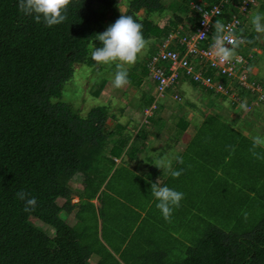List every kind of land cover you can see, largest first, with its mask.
<instances>
[{
	"label": "trees",
	"instance_id": "16d2710c",
	"mask_svg": "<svg viewBox=\"0 0 264 264\" xmlns=\"http://www.w3.org/2000/svg\"><path fill=\"white\" fill-rule=\"evenodd\" d=\"M191 1L194 0H128L122 13L134 16L143 24L145 39L154 40L147 57L138 61L143 78L148 77L147 61L157 52V43L180 28V24L185 23L182 26L185 32L196 29L199 16L191 8ZM258 1L259 9L264 11V0ZM242 2L230 0L228 6L237 10ZM116 3L117 0H71L67 20L49 28L21 13L18 0H0V264H264V160L248 153L252 139L237 126L240 114L236 112V109L242 111L239 105L246 100L253 104L251 112L259 120L264 119V80L259 78L258 71L254 73L259 53L252 49L262 47L263 42L254 32L249 34V29H245L247 41H251L247 42V54L251 52L252 56H246L249 62L243 69L249 74V84L223 77L226 90L203 87L213 97L210 105L225 104L228 100L230 104L227 109L209 107L214 109L213 113L202 110L203 119L192 137L189 135L182 153L186 165L202 158L211 166L210 176L217 195L213 203L218 216L214 221L205 219L203 233L189 243L180 229L172 230L173 234L168 233L166 238H157L152 235L154 228L146 232L148 225H140L132 235L136 219L129 215H126L129 228H124L123 235L120 233L118 237L117 231L106 234L118 214L114 212L115 196L108 191L109 177L118 173V168H113L118 157L115 151L125 148L128 154L142 151L150 132L141 136L143 129H139L134 137L142 141L134 144L132 134L122 136L123 122L107 127L109 118L116 117L108 104L96 105L87 115H82L72 104L64 102L63 90L79 66L95 64L90 52L102 46L96 35L103 33L107 19L114 23L122 14L116 10ZM256 6L252 2L250 9ZM165 11H171L172 15L163 26L149 18L154 12ZM105 79L92 91L94 96L106 89L109 80ZM143 80L136 82L142 84ZM176 92L180 95L179 90ZM162 97H157L155 89L153 93L147 90L141 102L150 107ZM162 107L160 104L154 111L159 108L156 112H160ZM227 112L231 116L226 117ZM154 114L145 119L150 126L164 119L162 116L155 119ZM180 119L185 122L169 127L178 133L177 137L185 134L188 124L184 116ZM114 134L117 137L111 138ZM107 143L114 154L106 150L110 153L103 155L106 167L93 168L96 155L105 150ZM229 145L234 147V152ZM228 157L232 168L227 162L221 163L228 161ZM120 165L125 179L136 177L131 168ZM219 168L223 173L218 177ZM75 182L76 187L72 186ZM20 190L37 199L35 211L24 212V202L16 197ZM75 194L79 199L73 202ZM58 198H64L65 202L60 204ZM75 208L76 221L71 224L63 214H71ZM243 212L248 213L247 220ZM173 213L176 216L182 213L181 205ZM83 221L85 225L81 224ZM47 227L53 234L47 232ZM130 233L141 244L134 247V238L131 245L118 244ZM171 237L181 239L180 244H173ZM105 238L108 242H104ZM179 247L186 253L177 259ZM95 255L98 261L93 258Z\"/></svg>",
	"mask_w": 264,
	"mask_h": 264
},
{
	"label": "rangeland",
	"instance_id": "374dc122",
	"mask_svg": "<svg viewBox=\"0 0 264 264\" xmlns=\"http://www.w3.org/2000/svg\"><path fill=\"white\" fill-rule=\"evenodd\" d=\"M127 2L128 0H117V3L115 4L116 10L120 12H124L127 9ZM237 3V2H236ZM254 3H257V6L254 10L249 9L248 12L245 15V25L246 29H249V34H252V32L255 33L253 25L251 24V18L252 15L256 12H262L264 11L259 9V1L256 0ZM97 8L102 7L99 4H96ZM236 7V6H235ZM235 11H237L234 7H232ZM144 13V12H143ZM172 15L171 11H165L163 13H157L154 12L152 15H149V18L153 21H155L158 25L163 26L167 23L168 17ZM141 15H145L142 14ZM111 21L107 19L102 32H104L108 26L111 25ZM185 24V23H184ZM184 24H180V26H185ZM256 36L260 41L263 42L262 47L256 46L255 48H252L253 50L257 51L258 54V61H257V70H254V73L256 74L258 71L259 78L263 81L264 80V34H257ZM149 45L146 47V49L140 54L137 62L134 65L126 66L128 69V78L130 83L124 86L123 88H116L113 85V79L114 74L116 71V65L115 63L111 64H98L97 62H94L95 64H86L81 65L77 68L75 77L68 81L63 90V100L64 102L70 103L74 106L76 110H79L82 115H87L88 112L96 105H103L108 104L110 110L116 113V117L109 118L107 127L113 128L118 121L123 122L125 125V128H123L122 136H128L133 135V137L136 135L139 129H143L140 133L141 136H144V132H150L146 136L145 141H152L147 142L146 145H144V151L143 154H146V151H148V155L153 156L155 154H160L161 151H164V156L167 155L168 158L172 161V166L176 162L177 157H182L181 153L177 154V151H181L185 148L186 144L188 143V140L190 139L189 135H193L197 130V125L201 122L203 118L202 117V110H208L207 113H213L214 109H218V107H227L230 104V100L227 101V103L223 104L222 102L218 103L216 106L210 105L209 100L213 99L212 95L208 94L206 89L203 88L204 86H198L190 81V79H183L182 82L180 80V84H176V86H173L168 90L169 95H167L165 98L162 97V95L158 92L157 97H162V100L159 103H155L149 106L146 104H142L141 100L143 97L144 91L152 90V93L155 89L156 91V85L154 82L150 79V77L146 76L145 78L142 72L141 67L138 64V61L144 60L147 55L150 53V47L152 46L154 40L152 37L148 38ZM158 48L161 45L160 43H157ZM95 48V47H94ZM92 51V50H91ZM91 53V52H90ZM237 53H244L247 54L246 49L241 48L237 49ZM105 78H108V82L106 83V89L101 92L100 95L94 96L92 94V91L95 89V87L99 83L102 82V80H106ZM144 79V80H143ZM137 80H143L142 84H138ZM152 87V89H151ZM180 92V96H173L174 92L178 91ZM215 96V95H214ZM174 97V98H173ZM161 99V98H160ZM246 101V100H245ZM240 103V102H239ZM242 103V101H241ZM160 104L163 105L160 112H156L159 110V108L154 111L157 106ZM248 104V103H247ZM248 104V111L245 112L244 110L238 111L236 109V112L240 114L238 125L241 128V132L246 135L249 139H251L253 136L260 135L264 136V119L259 120L256 115H254L251 112L252 107ZM209 108V107H213ZM124 109L122 110V108ZM238 107V106H237ZM225 111V110H224ZM154 114L155 119L162 116L164 119H161L162 121L158 120L156 124L153 126H150L148 120L146 121V117ZM226 117L231 116L230 113L224 114ZM184 116V118L192 119L191 123L188 124V127L185 128L183 135L180 137H177L174 131H170L167 129H164L162 132L161 130L165 127L169 128L172 124L180 125L181 123H184L185 121L180 119V117ZM256 116V117H255ZM264 117V115H263ZM201 118V119H200ZM233 119V118H232ZM235 119V118H234ZM233 119V120H234ZM258 119V120H257ZM252 123V125H251ZM136 124V125H135ZM163 127V128H162ZM154 132V133H152ZM117 137V134H114L111 136V138ZM192 137V136H191ZM108 141V140H107ZM134 144H140L142 141V138L140 137H134ZM145 141L143 143H145ZM111 144H114V142L111 140ZM115 143H117L115 141ZM105 149V150H104ZM103 152L98 153L93 161V168H105L107 163L104 162V156L103 155H110L109 152H106V150H110L107 145L103 148ZM167 150V152H165ZM111 152V150H110ZM117 156H122L123 152L115 151ZM248 153L251 154V152L248 150ZM111 154H114V151L111 152ZM129 155V154H128ZM135 155H141V151L136 153L134 152L132 156L135 157ZM147 155V154H146ZM252 155V154H251ZM251 155H249V158H251ZM113 157V156H111ZM144 157V156H143ZM141 158L136 161L135 159H131L132 161L135 160L137 166L140 164H143L141 162ZM150 157L144 158L146 161L150 162ZM229 157L227 158V160ZM117 162L122 163V157L115 158ZM186 160V159H185ZM129 161V159H128ZM184 161V159H183ZM229 164V160H222V164ZM249 163L253 162L249 160ZM132 165V164H131ZM208 164L205 163V160L202 158H198L195 160L194 163L187 164L186 162L183 163L181 167H178L177 169H183L182 175L178 179H174L172 177L168 180V187L173 188L177 191L184 193V199L181 201V208L182 213H180L178 216H176L174 213L171 218V222H167L162 215H158L154 217L151 215L150 211H147L146 215V221L148 222L147 229H153V236L157 238H166V235L173 234L172 230L180 229L181 235L184 239H186L187 243L193 242L197 240L201 234L203 233V222L206 220H212L214 221V218L217 217V211L215 213V209H217V206L215 203V196L216 195V187L213 184L214 179L212 176H210L211 172V166H207ZM232 163L229 164V166L232 168ZM217 168L219 165H217ZM216 166H214V169H217ZM203 167V168H202ZM113 168H118V173L116 176H110L109 180L111 182V187L108 189L109 192H112L115 196V202L113 204L114 206V212H121L122 209L118 207L121 200H127L129 202L137 203V199L139 196L146 197V194H142V188H140V183H136L133 180H127L125 179L123 168L121 165L116 164ZM131 168H134L133 166ZM176 169V168H175ZM223 171L219 168V176ZM169 175H166L165 177H168ZM76 182L72 183V186L76 187ZM105 188V187H103ZM214 190V192H213ZM148 193V192H147ZM231 198V195H229ZM79 199L78 194H75L73 196V202H76ZM208 199V202L206 201ZM60 204H63L65 202L64 198H58L57 200ZM207 202V204H205ZM126 205V204H125ZM127 208L130 211H133L134 209L130 206L126 205ZM76 208L72 210L71 214H63V216L66 218V220L73 224L76 221L75 216ZM84 218L85 215L83 216ZM119 220H123L122 216L119 215ZM184 221L185 224L182 223ZM82 225H85L86 222H81ZM93 224H95L93 222ZM182 225V226H181ZM120 226L119 224L113 223L111 227L116 228ZM197 226V227H195ZM181 227V228H180ZM47 232H50V234H53V230L50 227H47ZM124 229H122L123 231ZM102 231V230H101ZM121 231V232H122ZM114 231L107 232L106 234H111ZM139 233V232H138ZM140 235V234H139ZM102 239V238H101ZM104 239H102L103 241ZM179 238H173L171 237V241L173 244H180ZM104 242H108V240L105 238ZM128 244V243H127ZM126 245V244H125ZM123 246V244H122ZM183 247V245H182ZM177 255H175V258L180 259L185 256L186 251H184L183 248L177 249ZM93 258L97 260V256H93Z\"/></svg>",
	"mask_w": 264,
	"mask_h": 264
},
{
	"label": "clouds",
	"instance_id": "9594fccd",
	"mask_svg": "<svg viewBox=\"0 0 264 264\" xmlns=\"http://www.w3.org/2000/svg\"><path fill=\"white\" fill-rule=\"evenodd\" d=\"M70 3L71 0H18V9L24 15L32 16L36 23L43 22L45 26L51 28L67 20V8ZM199 11L202 13L204 24L208 25L210 23L209 13L202 8ZM251 24L255 33L264 34V13L256 12L253 14ZM213 27V42L210 45L209 54L222 63H228L234 59L238 60L237 49L241 44L251 43V41H245L241 35L231 31L220 19L215 21ZM200 34L205 35L204 33ZM96 39L100 41L102 46L92 49L91 58L98 64L115 63L116 71L113 85L116 88H123L130 83L126 66L134 65L140 54L149 45V40L145 39L143 35V24L138 22L134 16L122 13L103 33H98ZM242 48L247 51L248 44ZM239 108L247 112V101L240 103ZM251 139L252 147L249 151L252 156L257 160H264V152L257 151V149H264V136L256 135ZM228 147L231 151H235L233 146L229 145ZM176 162L178 164L184 163L182 157H177ZM154 165L161 169L163 174L170 175L174 179H178L183 173V169L172 167V161L167 155L158 159ZM150 191L157 201L156 208L160 210L166 221L171 222L174 210L180 207L181 201L184 199V193L168 186H161L158 180L151 184ZM16 197L24 202V212L35 211L38 203L35 197L24 190L18 191ZM242 214L247 220L248 213L243 212Z\"/></svg>",
	"mask_w": 264,
	"mask_h": 264
},
{
	"label": "built area",
	"instance_id": "2783aa9c",
	"mask_svg": "<svg viewBox=\"0 0 264 264\" xmlns=\"http://www.w3.org/2000/svg\"><path fill=\"white\" fill-rule=\"evenodd\" d=\"M230 0H215L207 2L205 0H196L191 3L192 9L197 13L198 20L196 29L192 32H185L182 26L173 30L162 41L159 50L150 55L147 61V67L150 79L156 85V93L164 96L169 87L178 84L181 78L192 79L198 85L204 87H214L218 90H226L222 82L226 79H238L240 83L249 84L248 73L243 72L249 62L247 55L237 53L238 60L234 59L228 63H222L215 60L209 54V48L214 34V23L217 19L229 27L237 35H241L245 41V15L250 9V5L255 0H243L238 5V10L228 6ZM209 13V24L203 22L202 13L199 9ZM204 33L205 35H201ZM247 42L240 45L238 49L246 46ZM212 70L213 73H209ZM216 77H219L216 80ZM179 97L178 92L174 94Z\"/></svg>",
	"mask_w": 264,
	"mask_h": 264
},
{
	"label": "crops",
	"instance_id": "0c3cea01",
	"mask_svg": "<svg viewBox=\"0 0 264 264\" xmlns=\"http://www.w3.org/2000/svg\"><path fill=\"white\" fill-rule=\"evenodd\" d=\"M186 120H187L188 124L191 123V121H192L191 118L190 119L186 118ZM188 124H187V127H188ZM164 129L169 130V128L165 127V128H163L161 130V132ZM147 142H152V141H146L145 143L147 144ZM145 143H144V145H145ZM186 146H187V144H186ZM186 146H185V148H186ZM144 148L145 147L143 146L142 147V151H141V155L138 156V157L130 156V155H133L134 151H132V153L128 155V152L126 151V148H125V150L121 151V152H123L122 156H118V157H122V160L124 159L122 161V163L116 161V164H119V165L120 164H124L125 166H127V167H124L126 169H130L132 166L134 167V168H131L136 174V177L134 178L133 181L136 182V183L142 184V185H140V188H145L144 190H142V194L143 193L146 194V197H143V195H142V197L139 196L138 199H137V203L129 202L127 200H121V202L118 205V207H120L122 209V211L117 214V216H116L117 219L115 221V224H119L120 226H118L116 228L111 227L110 230H109V232L110 231H117L119 233L118 237H119L120 233H121V235H123L122 232H121L122 229L126 228L128 230V228H129L128 227V221L126 219V215L127 216L128 215L132 216V217H134L136 219L135 226L131 230L132 231V235L136 234L137 229L139 228L140 225H142L143 227H145V225H149L148 222L146 221L147 211L148 212L150 211L151 215H153V217H152L153 220H154V217H156L158 215H162L160 210H158L156 208V203H157L156 199L151 194V191H150L151 184L155 183L158 180V182H159V184L161 186H167L168 180H169V178L171 176L169 175L168 177H165L166 175L163 174V171L161 169L157 168L154 165V163L158 159H160L161 157L164 156V151H161L159 155L155 154L153 156H150V155H148V151H146L147 155L143 154ZM185 148L183 150L179 151V152L177 151V154L181 153V155H182V153L184 152ZM165 152H167V150H165ZM140 157H142L141 158V162L143 164H140L139 166H137L135 160L132 161L131 159H135L136 158V161H138L140 159ZM147 157H150L149 158L150 162H148V161H146L144 159V158H147ZM128 159H129V161H128ZM172 167L177 169L179 167V164L177 162H175ZM94 202L97 205H99V200L97 198L94 199ZM125 204L130 206L134 210L130 211ZM119 215L122 216V219H123L122 221L119 220V218H118ZM133 238H134V242L132 244L134 245V247L139 245V244H141V242L139 240H137V239H135V237L131 236V233L128 236V238H126V239L123 238V239H121V241L118 240L119 241L118 244H120V245L123 244L122 247H124L125 244H127V243L131 245V239H133ZM128 241H130V242H128ZM122 250H123V248H122Z\"/></svg>",
	"mask_w": 264,
	"mask_h": 264
}]
</instances>
